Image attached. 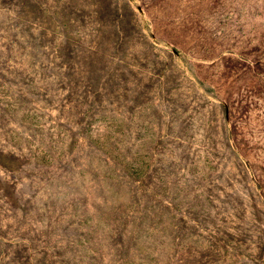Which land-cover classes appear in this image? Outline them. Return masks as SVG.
I'll list each match as a JSON object with an SVG mask.
<instances>
[{"label":"rangeland","instance_id":"obj_1","mask_svg":"<svg viewBox=\"0 0 264 264\" xmlns=\"http://www.w3.org/2000/svg\"><path fill=\"white\" fill-rule=\"evenodd\" d=\"M0 264H264V0H0Z\"/></svg>","mask_w":264,"mask_h":264}]
</instances>
